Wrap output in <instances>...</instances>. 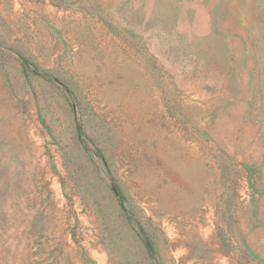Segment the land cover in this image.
I'll return each instance as SVG.
<instances>
[{
	"label": "rangeland",
	"instance_id": "1",
	"mask_svg": "<svg viewBox=\"0 0 264 264\" xmlns=\"http://www.w3.org/2000/svg\"><path fill=\"white\" fill-rule=\"evenodd\" d=\"M0 264H264V0H0Z\"/></svg>",
	"mask_w": 264,
	"mask_h": 264
},
{
	"label": "trees",
	"instance_id": "2",
	"mask_svg": "<svg viewBox=\"0 0 264 264\" xmlns=\"http://www.w3.org/2000/svg\"><path fill=\"white\" fill-rule=\"evenodd\" d=\"M20 59L22 61V64L26 67L27 70L35 72V73H39L50 81L57 82V83L60 82V79L58 77H56V76H54V75H52L46 71L40 70L39 68L34 66L32 63H30L25 57L20 56ZM62 88L65 91V93L68 95L73 109L76 110V105H75V102H74L73 96H72V94H73L72 90L64 84H62ZM77 132H78V135L80 137L83 135L82 124H80V123L77 124ZM99 156L103 157L101 154ZM110 185H111V188H112L113 192L115 193L120 205L122 206V208L124 210L127 211V209H126L127 197H126L124 191L122 190L120 184L117 182V180L115 178L111 177ZM127 218L131 222H133L132 216L130 214L127 215ZM138 235L140 236L141 240L144 242V245L146 246V249H147L149 255L153 259H156L157 252H156L155 246H154L151 238L147 235V233L145 232V229L141 225L139 226V229H138Z\"/></svg>",
	"mask_w": 264,
	"mask_h": 264
}]
</instances>
